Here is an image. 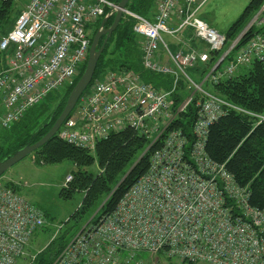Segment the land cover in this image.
Listing matches in <instances>:
<instances>
[{"label":"built area","instance_id":"2783aa9c","mask_svg":"<svg viewBox=\"0 0 264 264\" xmlns=\"http://www.w3.org/2000/svg\"><path fill=\"white\" fill-rule=\"evenodd\" d=\"M13 1L23 6L0 39L3 128L52 91L72 85L88 56L87 27L116 8L109 0ZM204 1L159 0L153 20L124 12L143 39L144 68L170 76L171 87L156 90L133 71L108 72L80 97L57 138L93 152L110 133L130 128L149 140L148 149L155 148L147 171L115 209L77 233L51 264H132L145 252H163L188 264H264V211L252 207L248 189L206 153L210 126L229 110H241L206 88L254 61L264 62V2L249 27L222 51L225 35L198 17ZM173 16L178 24L171 28ZM251 28L253 35L239 45ZM186 30L204 49L187 46L172 53L162 35L176 38ZM214 52L221 55L206 72L187 71L207 64ZM189 107L194 117L186 135L177 122ZM43 225L42 212L0 179V264L23 261Z\"/></svg>","mask_w":264,"mask_h":264},{"label":"trees","instance_id":"16d2710c","mask_svg":"<svg viewBox=\"0 0 264 264\" xmlns=\"http://www.w3.org/2000/svg\"><path fill=\"white\" fill-rule=\"evenodd\" d=\"M109 1L118 4L121 0ZM155 2L156 0H130L126 9L151 20ZM263 2L264 0H250L225 32L226 44L222 51L237 38ZM14 3L12 0H0V39L10 31H4L3 27L8 24ZM102 20L103 17L92 25V31L88 35L89 45ZM112 22L113 17L107 20L104 27H110ZM133 25L134 19L125 14L122 15L117 28L104 45L93 79L82 96L87 93L93 83L108 72L133 71L140 76L143 82L152 85L156 90H167L171 87L170 76L157 74L144 68L142 64L143 39L134 32ZM254 31V28L249 29L239 40V45L244 44ZM104 39L105 36H102L99 47ZM208 55L207 64H197L193 69L206 72L219 58L221 52ZM86 61L87 58L79 67L72 85L52 91L40 103L27 109L22 120L12 127L14 134L8 139L11 140V146L5 152L0 149V161L24 146L36 143L49 131L61 114L70 91L82 75ZM4 62L5 54L0 52V66ZM212 90L229 104L251 115L229 110L227 115L211 125L206 153L216 163L225 165L226 170L239 187L248 189L250 205L264 211V120L258 118L264 117V62L254 61L250 66L241 68L234 77L215 85ZM70 116L72 114L68 117ZM193 117V108L189 107L188 113L177 122V127L180 126L186 135H189ZM148 145V139L126 128L120 132L110 133L106 139L99 141L93 153L69 146L55 135L32 155L42 165L69 161L77 168L71 175L72 181L59 193V196L65 200L71 199L75 192L83 195L79 207L67 222L72 221L76 225L82 219L88 218L108 197L98 214L89 223L94 224L101 217L112 212L128 189L147 171L150 155L155 148L153 146L145 152ZM144 152V156L126 180L113 190L121 177ZM94 165L98 168L97 173L85 170L86 167ZM66 240L64 241V237L61 236L53 240L42 251L34 255L33 264H51Z\"/></svg>","mask_w":264,"mask_h":264},{"label":"rangeland","instance_id":"374dc122","mask_svg":"<svg viewBox=\"0 0 264 264\" xmlns=\"http://www.w3.org/2000/svg\"><path fill=\"white\" fill-rule=\"evenodd\" d=\"M249 2L250 0H205L201 7L200 14L203 13L210 16V18L214 22V30H217L219 33L225 34L229 26L238 18V16L249 4ZM22 6L23 5L21 2L14 3L8 24L3 27L4 31H8L13 28L15 21L22 9ZM92 28V25H89L87 27L88 35L91 33ZM162 37L163 41L167 43L169 48L172 47V43H176V41L168 35H162ZM194 70L195 69L193 68L187 69V71L192 74ZM206 89L208 92L217 95L213 92V87H207ZM219 98L222 99L221 97ZM222 100L225 101L224 99ZM75 109L76 108H74V110ZM2 111L3 108L0 107V115L3 114L4 111ZM23 116L18 121L11 124L8 128H2L0 126V149L2 152L7 151L9 146H11V140L8 139L14 134L12 127L18 122H20ZM258 118L260 119V117ZM148 150L149 149L147 147L145 152H147ZM145 152L141 155L144 156ZM140 160L137 159V163ZM76 170L77 168L69 161H63L59 164L52 165H40V163L36 161L35 156L31 154L14 164L3 174L2 177L5 176L12 179H18L19 177H21V196H23L32 205L38 208L42 212L43 216H45L43 227L37 232L36 235H34L33 239L31 240V246L29 249H27L25 259L23 261H20L19 264H33V256L38 254L53 240L60 236L64 237V241L67 239L64 245L62 246L63 248L61 250H63L74 238V236L77 235V233H79L84 227H86L90 223V221L98 214L99 210L103 206L101 204L102 206L100 205L94 211V213H92V215H90L88 218L82 219L76 225L72 221L67 222L70 219V216L79 207L83 195L81 193L75 192L71 199L65 200L59 196V193L62 188L66 187L67 184L72 181L71 179L68 182L67 177L69 175H73ZM85 170L91 173L98 172V168L96 165L86 167ZM132 264L188 263L181 262L173 257L168 256L163 252H145L141 253V255L138 256L137 260Z\"/></svg>","mask_w":264,"mask_h":264},{"label":"water","instance_id":"95a60500","mask_svg":"<svg viewBox=\"0 0 264 264\" xmlns=\"http://www.w3.org/2000/svg\"><path fill=\"white\" fill-rule=\"evenodd\" d=\"M130 0H121L118 4H116V8L108 13L102 20L100 27L96 34L94 35L89 51H88V57L86 61V65L84 68V71L82 75L80 76L79 80L73 87V89L70 91L67 99L65 106L61 112V114L58 116L56 119L55 123L53 126L49 129V131L36 143L31 144V145H26L23 148L17 150L14 152L11 156L8 158L0 161V177L14 164L17 162L21 161L25 157L31 155L33 152L38 150L40 147H42L44 144H46L52 137H54L62 125V123L65 121V119L69 116L73 108L75 107L78 99L82 95V93L86 90L88 85L91 83L94 72L96 69V65L98 62V59L104 49V45L107 42V39L110 37V35L114 32V30L117 28L123 13L126 11V5ZM113 17V22L110 27L105 28L104 25L107 22L109 18ZM252 21V20H251ZM251 21L246 25V27L241 31L242 33L249 27ZM102 36H105V39L103 41V44L99 47V42ZM143 155H141L138 160L141 159ZM137 161L131 166V168L122 176V178L118 181L116 186L114 187L113 190L118 188L127 178V176L131 173L133 170L134 166L136 165ZM108 198V197H107ZM107 198L105 200H107ZM105 202V201H104ZM103 202V203H104ZM102 203V205H103ZM101 205V206H102Z\"/></svg>","mask_w":264,"mask_h":264},{"label":"crops","instance_id":"0c3cea01","mask_svg":"<svg viewBox=\"0 0 264 264\" xmlns=\"http://www.w3.org/2000/svg\"><path fill=\"white\" fill-rule=\"evenodd\" d=\"M158 1L159 0H156V2H155L154 11H153V15H152V19L151 20H153L155 14H156V4H157ZM199 1H203V0H199ZM200 10H201V8H200ZM200 10L198 12V17L200 19H202L203 21H205L211 28L214 29L213 20L207 14H203V13L200 14ZM177 24H178V18L175 17V16L171 17L170 27L174 28V27H176ZM221 34H224V33H221ZM171 38L176 41V43H172V47L169 48V49H171L172 53H176V52L181 51V50L184 51L187 46L195 48V49H200V50L204 49V46L202 45V43L198 42L194 38L193 33L190 30H186L185 32H183L181 35H179L176 38H173V37H171ZM159 57H160V60L162 62L165 63L167 61V56H166L165 53L160 52L159 53ZM0 107L4 108L3 105H2V101H1V95H0ZM1 180L3 182H5L6 184L12 186L19 194L21 193V187H22L21 177H19L18 179H12V178H8V177L4 176V177H1ZM30 246H31V241H30L27 249H29Z\"/></svg>","mask_w":264,"mask_h":264},{"label":"bare ground","instance_id":"6f19581e","mask_svg":"<svg viewBox=\"0 0 264 264\" xmlns=\"http://www.w3.org/2000/svg\"><path fill=\"white\" fill-rule=\"evenodd\" d=\"M239 112H241V113H244V114H247L245 111H243V110H240Z\"/></svg>","mask_w":264,"mask_h":264}]
</instances>
